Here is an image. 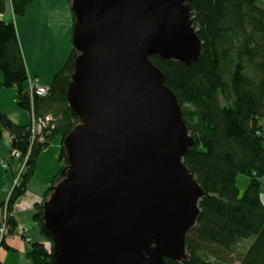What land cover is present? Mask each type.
Here are the masks:
<instances>
[{"label": "water", "instance_id": "obj_1", "mask_svg": "<svg viewBox=\"0 0 264 264\" xmlns=\"http://www.w3.org/2000/svg\"><path fill=\"white\" fill-rule=\"evenodd\" d=\"M192 0H71L78 53L64 179L43 204L52 264L186 259L205 191L184 163L194 145L151 57L191 65L202 42Z\"/></svg>", "mask_w": 264, "mask_h": 264}, {"label": "trees", "instance_id": "obj_2", "mask_svg": "<svg viewBox=\"0 0 264 264\" xmlns=\"http://www.w3.org/2000/svg\"><path fill=\"white\" fill-rule=\"evenodd\" d=\"M31 1L0 0V12L6 14L11 6L15 16H22ZM190 8L202 42L198 60L187 65L151 57L178 98L195 142L184 163L205 191L197 225L187 236L186 259L166 258L165 264H264V0H192ZM77 55L73 48L46 97H32L26 90L29 74L15 23L0 20V87L16 89L21 109L36 117H54V128L49 127L40 142L33 141L30 125H17L0 112V125L13 149L23 156L30 151L8 201L11 234L14 205L25 195L39 156L59 138L62 168L35 216L43 236L51 241L43 228V204L64 179L69 165L64 140L80 124L68 105ZM239 175L250 178L242 196ZM2 246L7 248L6 240ZM29 256L33 264H52L53 250L35 243Z\"/></svg>", "mask_w": 264, "mask_h": 264}, {"label": "crops", "instance_id": "obj_3", "mask_svg": "<svg viewBox=\"0 0 264 264\" xmlns=\"http://www.w3.org/2000/svg\"><path fill=\"white\" fill-rule=\"evenodd\" d=\"M69 5H28L25 14L15 17V26L30 77L38 78L43 85H51L54 76L63 68L73 50L72 36L75 25ZM3 82L0 76V85ZM28 90V83L26 85ZM16 89L0 87V112L20 126H29L32 114L16 103ZM0 131H4L0 125ZM0 140V206L6 203L16 181L25 170V162L10 159L11 138L6 131ZM61 140H54L43 151L31 177L25 195L14 205L15 230L6 239V247L0 249L1 264H33L29 254L35 243L48 245L35 216L43 202L53 177L61 171L59 160Z\"/></svg>", "mask_w": 264, "mask_h": 264}, {"label": "built area", "instance_id": "obj_4", "mask_svg": "<svg viewBox=\"0 0 264 264\" xmlns=\"http://www.w3.org/2000/svg\"><path fill=\"white\" fill-rule=\"evenodd\" d=\"M6 14L0 12V20H5ZM28 93L34 97H46L50 92V86L49 85H43L38 78L30 77L28 78ZM54 117L52 115H45L42 117H36L34 114L32 115V122L30 124V131L33 141L39 140L40 142H43L45 139V131L49 132V127L52 129L54 128ZM49 130V131H48ZM30 151L27 153L26 156H23L21 151L13 150L9 157L3 161L2 165L3 167L8 166V160L10 159H16V160H22L26 162L29 159ZM19 180L16 181V184L18 185ZM10 217H13V212L10 214ZM12 226L9 222V212H8V201L4 204V206H0V249L2 246V241L6 240L7 237L11 235ZM46 246V245H45ZM51 243L49 242L46 246L47 249L51 250Z\"/></svg>", "mask_w": 264, "mask_h": 264}, {"label": "rangeland", "instance_id": "obj_5", "mask_svg": "<svg viewBox=\"0 0 264 264\" xmlns=\"http://www.w3.org/2000/svg\"><path fill=\"white\" fill-rule=\"evenodd\" d=\"M28 5H69V7L71 8V0H32ZM72 15H73V13H72ZM14 16L15 15L13 14L12 7L9 6V9L6 11V21H8V22L13 21L15 23L14 18L18 17V16L21 17V15H17L15 17ZM73 18H74V16H73ZM249 181H250V178L248 176L239 175L237 177V186L239 188V192H240L239 195L240 196H242L244 194V192L246 191L248 184H249ZM263 183H264V179H263ZM262 201L264 203V193L262 194Z\"/></svg>", "mask_w": 264, "mask_h": 264}]
</instances>
